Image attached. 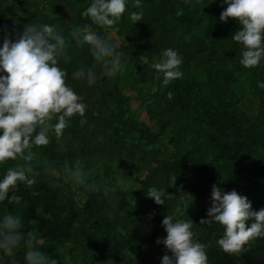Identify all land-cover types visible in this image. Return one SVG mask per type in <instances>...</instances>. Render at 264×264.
Returning a JSON list of instances; mask_svg holds the SVG:
<instances>
[{"label": "trees", "instance_id": "trees-1", "mask_svg": "<svg viewBox=\"0 0 264 264\" xmlns=\"http://www.w3.org/2000/svg\"><path fill=\"white\" fill-rule=\"evenodd\" d=\"M89 4L0 0V46L6 31L14 35L28 23L59 25L70 41L61 66L87 104L59 139L53 134L49 144L25 150L33 156L37 182L12 189L10 195L23 199L0 203V213L21 216L24 231L34 233L60 264H161L171 255L157 244L167 235L162 226L167 214L193 219L194 238L207 245L209 264H264V238L229 253L217 243L224 226L199 223L211 206L213 184L246 195L254 210L264 207V88L258 86L264 62L251 68L240 63V46L231 37L239 23L220 20L227 4L143 0V21L134 24L130 13L141 9L129 0L113 26L125 38L114 75L104 74L88 46L71 39L73 26L89 27ZM101 31L111 34L113 28ZM168 47L183 56L184 76L164 86L152 65ZM80 65L96 66L95 84L73 77ZM25 163L19 156L9 159L0 164V175ZM66 164L81 167L85 181H95L100 191L88 192L63 171ZM50 165L59 174L46 172ZM119 179L127 186L117 187ZM154 185L167 188L166 205L146 195ZM24 251L21 245L18 261Z\"/></svg>", "mask_w": 264, "mask_h": 264}, {"label": "clouds", "instance_id": "clouds-1", "mask_svg": "<svg viewBox=\"0 0 264 264\" xmlns=\"http://www.w3.org/2000/svg\"><path fill=\"white\" fill-rule=\"evenodd\" d=\"M140 11L130 13L131 21H143V0H134ZM227 4L220 14V20L227 22L231 17L239 28L231 35L240 46L245 67H257L264 62V0H221ZM129 0H90L86 13L90 18L88 28L75 25L71 39L80 47L88 46L97 64L103 65L106 75L117 71L124 37L114 30L126 12ZM113 28L111 34L101 29ZM70 41L63 30L53 23L26 24L22 32L8 34L6 31L0 46V164L18 156L26 162L23 167H10L0 175V203L19 202L22 196L10 192L18 184L32 186L37 182L38 170L33 156L25 150L33 145H47L54 134L57 139L69 126L74 115L83 116L87 109L84 98L68 83V72L61 66ZM184 59L179 50L168 47L161 50L153 63L162 75V84L169 85L183 78L181 65ZM96 66L80 65L73 77L95 84L98 79ZM264 88V81L258 82ZM172 92L168 93L169 99ZM50 175L61 171L55 165L45 169ZM63 171L85 186L88 192L100 191L95 181H85L79 166H64ZM116 186L126 187V181L119 179ZM146 195L155 203L166 205L169 199L167 188L152 186ZM211 206L207 217L200 224L214 222L224 226L218 245L229 253L241 252L252 239L264 238V207L258 211L252 201L235 189L226 191L213 184ZM167 235L157 238L171 255L165 254L161 264H209L207 245L195 239L193 219H177L167 214L162 220ZM24 246L23 260L18 261L17 252ZM125 253L127 249L124 250ZM0 264H60V259L49 253L39 243L34 233L25 232L22 217L12 212L0 213Z\"/></svg>", "mask_w": 264, "mask_h": 264}, {"label": "rangeland", "instance_id": "rangeland-1", "mask_svg": "<svg viewBox=\"0 0 264 264\" xmlns=\"http://www.w3.org/2000/svg\"><path fill=\"white\" fill-rule=\"evenodd\" d=\"M134 104H136V103L134 102ZM142 118H144L145 120L148 121V116H147L146 112H143V113H142ZM153 240H154L153 238H150V240H148V241L145 243V246L150 245V244L153 242Z\"/></svg>", "mask_w": 264, "mask_h": 264}]
</instances>
